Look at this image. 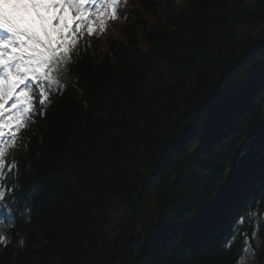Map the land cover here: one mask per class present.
I'll list each match as a JSON object with an SVG mask.
<instances>
[{
    "label": "trees",
    "instance_id": "16d2710c",
    "mask_svg": "<svg viewBox=\"0 0 264 264\" xmlns=\"http://www.w3.org/2000/svg\"><path fill=\"white\" fill-rule=\"evenodd\" d=\"M85 40L0 264H264V0H127Z\"/></svg>",
    "mask_w": 264,
    "mask_h": 264
},
{
    "label": "snow or ice",
    "instance_id": "6c2138e0",
    "mask_svg": "<svg viewBox=\"0 0 264 264\" xmlns=\"http://www.w3.org/2000/svg\"><path fill=\"white\" fill-rule=\"evenodd\" d=\"M120 3L121 0H0V246L10 243L11 229L18 218L31 222V194L23 187L20 175L21 159L28 154L31 143L30 138L25 139L26 134L35 131L32 125L46 117L54 97L67 87L63 76L80 54L85 32L89 36L104 32L107 21L118 18ZM70 12L75 15L69 17ZM248 218L254 225L242 234L243 250L254 258L256 250L251 241L264 243L258 236L264 215L249 211ZM244 222L242 215L226 247L235 240ZM19 243L23 245L24 240ZM239 264L246 261L241 258Z\"/></svg>",
    "mask_w": 264,
    "mask_h": 264
}]
</instances>
